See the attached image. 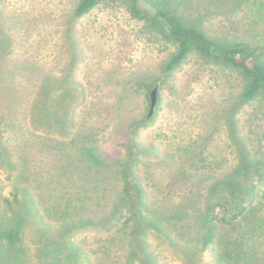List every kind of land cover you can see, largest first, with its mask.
<instances>
[{
	"label": "rangeland",
	"instance_id": "374dc122",
	"mask_svg": "<svg viewBox=\"0 0 264 264\" xmlns=\"http://www.w3.org/2000/svg\"><path fill=\"white\" fill-rule=\"evenodd\" d=\"M80 1L0 0V235L18 231L10 255L26 249V263L40 264L49 237L38 226L58 240L65 212L79 209L92 222L65 234L86 255L67 252L66 264H86L87 256L94 264H148L139 228L121 224L128 206L173 211L170 226L194 236L182 218L193 209L182 205L214 200V178L249 173L248 159L264 161V94L243 98L244 74L197 51L168 68L175 42L160 18L135 14L131 0H99L77 15ZM136 3L149 15L172 11L214 40L247 43L264 61V0ZM146 233L148 257L182 264L160 233Z\"/></svg>",
	"mask_w": 264,
	"mask_h": 264
},
{
	"label": "trees",
	"instance_id": "16d2710c",
	"mask_svg": "<svg viewBox=\"0 0 264 264\" xmlns=\"http://www.w3.org/2000/svg\"><path fill=\"white\" fill-rule=\"evenodd\" d=\"M98 2L99 0H81L77 6L76 14L87 13ZM131 2L135 14L146 15L144 18L156 23L160 18L165 28V34L175 42L176 51L169 61L168 68L181 63L190 52L197 51L205 57L227 64L244 74L246 80L242 90L243 98L251 99L259 93L264 94V61L257 58V52L254 51L253 46L247 43L231 44L214 40L199 28L182 22L172 11L160 10L154 15H149L137 6L136 0H131ZM240 143L243 146L241 141ZM244 155L250 156L248 153ZM248 160L251 163L247 170L249 173L241 171L239 175L238 172H233L213 179V182L209 184V189L215 195L214 200H203L200 204L185 202L186 204L182 205L186 209L192 208L194 212L193 215L189 216L186 213L185 217L182 216L186 219L184 222L195 229L191 232L194 236L190 238H187L190 235H186L182 225L175 228L179 229L178 231L170 226L175 219L173 211L169 212L172 214L171 216L165 215V212L160 215V213H156L157 210L140 201H137L133 206H128L129 214L127 216L124 214L126 219L121 224L132 222L139 228L143 241H138V243L139 247H142L141 251L148 264L157 263L148 257V244L144 241V236L148 234L147 230L160 233L166 245L176 256L180 257L182 264H257L258 262L264 264V209L262 206L264 202L261 203L257 200L259 196L264 197L262 189L264 186V161ZM125 190L127 191L128 188L126 187ZM136 192L138 195L141 194V190L138 188ZM3 203L8 206L11 200L5 197ZM78 210L68 211V214L65 212L67 219L61 225L62 230L59 231L60 239L58 240L51 238L55 232L50 227L45 224L38 226L39 231L49 237V242H45L41 249L39 248L40 264H64L63 254L66 255L67 252L72 259H78L81 254L86 255L85 251L78 247L75 241H70L69 236L67 238V234H65L69 231L68 226L92 222L93 219L90 216L81 215ZM177 212L178 217L181 218L180 210ZM33 214L36 216L37 212L34 210ZM121 215V213H117V221L111 225L116 227ZM69 216H71V220L68 219ZM98 219L99 217L95 218L96 223L101 221ZM17 232L11 228L5 233V237L2 235L3 233L0 235V249L7 250L4 251L7 261L5 259V262L2 261L1 264H27L26 261L31 260V253L26 249L15 251L14 256L10 255V251L16 250L15 247L10 250L12 247L10 243L15 244L20 241ZM5 240H8L9 245H5ZM204 251L213 254L211 261L204 260L202 257ZM85 258H87L86 264L95 263L93 257L89 260V256ZM260 260L262 261L260 262Z\"/></svg>",
	"mask_w": 264,
	"mask_h": 264
},
{
	"label": "water",
	"instance_id": "95a60500",
	"mask_svg": "<svg viewBox=\"0 0 264 264\" xmlns=\"http://www.w3.org/2000/svg\"><path fill=\"white\" fill-rule=\"evenodd\" d=\"M156 94H157V89L153 88L151 91V105H150L149 115L152 114L153 109L156 105V102H157V95Z\"/></svg>",
	"mask_w": 264,
	"mask_h": 264
}]
</instances>
